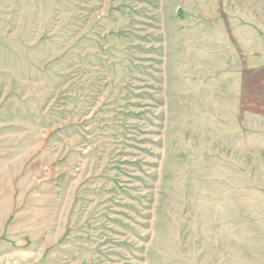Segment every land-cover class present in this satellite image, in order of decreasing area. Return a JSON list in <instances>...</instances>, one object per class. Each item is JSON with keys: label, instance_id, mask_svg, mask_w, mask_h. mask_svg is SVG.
Instances as JSON below:
<instances>
[{"label": "rangeland", "instance_id": "rangeland-1", "mask_svg": "<svg viewBox=\"0 0 264 264\" xmlns=\"http://www.w3.org/2000/svg\"><path fill=\"white\" fill-rule=\"evenodd\" d=\"M264 0H0V264H264Z\"/></svg>", "mask_w": 264, "mask_h": 264}, {"label": "crops", "instance_id": "crops-1", "mask_svg": "<svg viewBox=\"0 0 264 264\" xmlns=\"http://www.w3.org/2000/svg\"><path fill=\"white\" fill-rule=\"evenodd\" d=\"M262 90H264V89H262ZM262 93H261V97H260V103L262 102V103H264V91H261ZM261 111L263 112V118H264V104H262V107H261Z\"/></svg>", "mask_w": 264, "mask_h": 264}]
</instances>
